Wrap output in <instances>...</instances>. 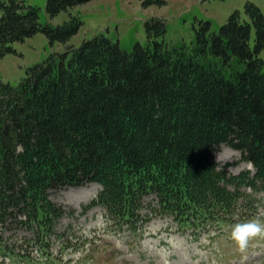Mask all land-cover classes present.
<instances>
[{
	"label": "trees",
	"instance_id": "16d2710c",
	"mask_svg": "<svg viewBox=\"0 0 264 264\" xmlns=\"http://www.w3.org/2000/svg\"><path fill=\"white\" fill-rule=\"evenodd\" d=\"M88 0H47L50 16ZM215 31L199 21L191 45H169L159 20L130 51L103 33L50 54L13 85L0 80V221L23 215L40 234L62 210L49 191L97 182L98 203L131 219L143 195L180 221L223 219L235 192L264 191V15L245 6ZM0 57L37 32L66 41L79 15L52 25L25 0H0ZM222 145L254 173L228 175L213 160ZM228 165V164H226ZM237 189V188H236ZM239 194V193H238ZM132 216V217H131Z\"/></svg>",
	"mask_w": 264,
	"mask_h": 264
},
{
	"label": "rangeland",
	"instance_id": "374dc122",
	"mask_svg": "<svg viewBox=\"0 0 264 264\" xmlns=\"http://www.w3.org/2000/svg\"><path fill=\"white\" fill-rule=\"evenodd\" d=\"M39 8L41 22L62 24L70 15H79L82 24L76 34L66 41L51 43L45 34L37 32L23 41L12 44L13 50L0 57V80L13 85L27 75L29 67L42 63L53 53L78 47L84 39L103 33L120 48L130 51L133 45L147 43L145 21L159 20L165 26L164 40L169 45H191L199 21H210L215 31L235 11L240 20L251 24L249 44L254 43L255 31L246 11L253 3L264 15V0H88L75 7L61 10L54 16L46 11L47 0H25ZM1 14V10H0ZM264 59V49L258 53ZM240 152L222 146L214 161L226 165L225 172L235 175L251 170L240 160ZM235 188L236 198L231 206L234 213L228 218H207L199 224L176 220L172 213L155 207L154 195L145 194L131 219L113 216L96 198L100 185L87 182L77 187L49 191V199L62 210L53 221V233L46 240V264H264V237L249 241L241 252L230 239L231 226L259 216L264 221V192H252L246 185H227ZM237 188V189H236ZM243 195L238 197V193ZM250 207L243 208L245 202ZM242 204V205H241ZM159 210V211H158ZM115 217V219H113ZM6 241L28 251L40 261L37 243L27 240L32 232L24 227ZM23 242V244H22ZM28 245V246H27ZM50 253L47 255V253ZM7 260V259H6ZM51 261V263H50ZM9 264V263H8Z\"/></svg>",
	"mask_w": 264,
	"mask_h": 264
},
{
	"label": "clouds",
	"instance_id": "9594fccd",
	"mask_svg": "<svg viewBox=\"0 0 264 264\" xmlns=\"http://www.w3.org/2000/svg\"><path fill=\"white\" fill-rule=\"evenodd\" d=\"M256 237H264V221L259 216L237 222L231 226L230 239L243 253L249 245V241Z\"/></svg>",
	"mask_w": 264,
	"mask_h": 264
}]
</instances>
